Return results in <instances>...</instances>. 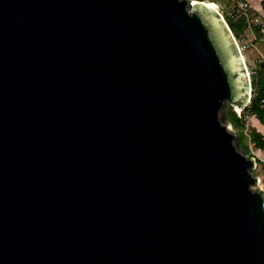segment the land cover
I'll list each match as a JSON object with an SVG mask.
<instances>
[{
  "label": "water",
  "instance_id": "obj_1",
  "mask_svg": "<svg viewBox=\"0 0 264 264\" xmlns=\"http://www.w3.org/2000/svg\"><path fill=\"white\" fill-rule=\"evenodd\" d=\"M252 95L203 0H0V264H264Z\"/></svg>",
  "mask_w": 264,
  "mask_h": 264
},
{
  "label": "rangeland",
  "instance_id": "obj_2",
  "mask_svg": "<svg viewBox=\"0 0 264 264\" xmlns=\"http://www.w3.org/2000/svg\"><path fill=\"white\" fill-rule=\"evenodd\" d=\"M206 1L214 2L216 4V8L220 9L224 14V16H229V12L231 10L236 12L237 9V0H206ZM240 12L243 11L240 10ZM263 12H264L263 9L262 11H260V13H258L249 8V10L246 11V13L248 14L247 16L248 23L252 25H254L255 22H257L258 24H263V20H264ZM238 13L239 12L237 11V14ZM238 38L240 40L246 59L248 61L252 80H254V82H257L260 71H264V41L248 40L247 36H245V38L244 36H238ZM254 90H256V86L255 88H253V92ZM229 110H233L237 116H240L242 118V122L244 124L243 128L241 129L234 128L233 125L229 122V120L225 116ZM225 115H224V121L227 124L228 128L230 129L231 133L234 134V138L236 139L242 151L245 153L247 157H250L251 155L255 157V166L253 167V169H254V176L258 178V182L257 184H255V190H259V189L264 190V149H253L254 154L251 152V150L247 152L245 150V145L248 146L249 148L250 140L249 137L244 133V131H247L248 133L250 128H255L257 131H259L264 135V125L261 124L256 118V116L251 114L249 110L241 109L239 111H235V109L232 108V106L229 103H227ZM240 132H242L245 136L242 142H240V135H239Z\"/></svg>",
  "mask_w": 264,
  "mask_h": 264
},
{
  "label": "trees",
  "instance_id": "obj_3",
  "mask_svg": "<svg viewBox=\"0 0 264 264\" xmlns=\"http://www.w3.org/2000/svg\"><path fill=\"white\" fill-rule=\"evenodd\" d=\"M206 1V0H203ZM262 9L264 10V0L260 1ZM248 14L245 12H239L235 17L225 16L226 23L228 24L234 37L242 36L245 29L250 27L253 33L257 36L264 31V20L263 24H249ZM252 86L256 90L253 92V97L251 98L250 104L246 105L243 110H249L251 114L255 115L258 121L264 125V71H260L259 78L257 82L252 80ZM229 122L234 128H243L242 118L237 116L233 110H229L226 115ZM249 140L251 142L252 149H264V135L257 131L255 128L249 129ZM240 142L245 138L244 134L240 132ZM245 150L248 152L250 149L245 145ZM252 156V155H251ZM258 161V160H257Z\"/></svg>",
  "mask_w": 264,
  "mask_h": 264
},
{
  "label": "crops",
  "instance_id": "obj_4",
  "mask_svg": "<svg viewBox=\"0 0 264 264\" xmlns=\"http://www.w3.org/2000/svg\"><path fill=\"white\" fill-rule=\"evenodd\" d=\"M245 1L250 5V9L251 10H253L255 12H258V13H260V11H262V6L260 4V1L261 0H245ZM255 24H257V22H255L254 25ZM242 36H244V38H245V36H247L248 40H261V41H264V31L260 35H257L256 36L253 33V31H252V29L250 27H248L247 29H245L244 34Z\"/></svg>",
  "mask_w": 264,
  "mask_h": 264
},
{
  "label": "built area",
  "instance_id": "obj_5",
  "mask_svg": "<svg viewBox=\"0 0 264 264\" xmlns=\"http://www.w3.org/2000/svg\"><path fill=\"white\" fill-rule=\"evenodd\" d=\"M249 8H250V5L245 0H237V9H236V12H234V11L231 10L229 12V16L230 17H234L237 14V11L240 12V10H241L243 12H246V11L249 10ZM244 133L249 137V134L247 133V131H244ZM249 148H250L251 152L254 154V151H253V149L251 147L250 142H249Z\"/></svg>",
  "mask_w": 264,
  "mask_h": 264
},
{
  "label": "bare ground",
  "instance_id": "obj_6",
  "mask_svg": "<svg viewBox=\"0 0 264 264\" xmlns=\"http://www.w3.org/2000/svg\"><path fill=\"white\" fill-rule=\"evenodd\" d=\"M206 2V4H208V5H211V6H213V7H216V4L214 3V2H211V1H205Z\"/></svg>",
  "mask_w": 264,
  "mask_h": 264
}]
</instances>
